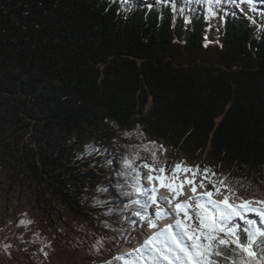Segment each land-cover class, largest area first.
Instances as JSON below:
<instances>
[{"label":"trees","instance_id":"16d2710c","mask_svg":"<svg viewBox=\"0 0 264 264\" xmlns=\"http://www.w3.org/2000/svg\"><path fill=\"white\" fill-rule=\"evenodd\" d=\"M259 2L247 17L237 0H0L4 181L46 213L54 200L84 215L96 193L131 207L127 178L102 180L105 158L118 172L147 163L150 141L226 177L233 197L264 200Z\"/></svg>","mask_w":264,"mask_h":264},{"label":"rangeland","instance_id":"374dc122","mask_svg":"<svg viewBox=\"0 0 264 264\" xmlns=\"http://www.w3.org/2000/svg\"><path fill=\"white\" fill-rule=\"evenodd\" d=\"M146 146L151 160L146 163L137 157L126 158L121 172L112 169V161L106 157L107 178L102 180L111 183L113 178H127L131 192L137 194L139 175L146 164L156 169L164 167V175H170L177 164L181 168L199 166L180 160L175 151L165 153V146L161 143L149 141ZM126 160L128 164H125ZM199 169L202 174L203 168L199 166ZM178 174L188 173L180 171ZM3 175L0 171V264H124L123 260L115 258L128 238V231L140 221L135 215L141 210L140 205L133 203L132 208L128 205L118 208L108 204L112 200L111 195L96 193L84 195L87 198L82 201L86 204L84 215H75L54 200L49 213H46V206L36 204L27 187L20 189L8 184ZM199 179L198 174L196 181ZM205 183L212 190V185ZM136 207L137 210L132 211ZM119 214L122 218L114 217ZM140 263L143 264L142 261Z\"/></svg>","mask_w":264,"mask_h":264},{"label":"snow or ice","instance_id":"6c2138e0","mask_svg":"<svg viewBox=\"0 0 264 264\" xmlns=\"http://www.w3.org/2000/svg\"><path fill=\"white\" fill-rule=\"evenodd\" d=\"M247 2L251 3V0ZM128 163L126 160L125 164ZM144 167L149 169L147 179L153 182L150 194L148 189L144 192L148 194V201L156 206L155 218L147 215V203L141 204L139 200L133 203L140 205L145 213L136 211L135 215L154 231L133 249L137 254L135 257L125 259L118 256L116 260H123L124 264H139L140 261L143 264H264V254L258 257L253 250L257 247L264 252V228L246 216L247 213H258L264 220V207H253L249 200H242L239 204L230 202L235 196L234 189L226 182V177L212 179L217 174L210 168L203 169L201 174L199 166L181 168L177 164L171 175H164V167L156 169L147 164ZM180 171L192 175L181 179ZM198 174L199 183L196 182ZM156 181H159L158 185ZM206 181L212 185V190H207ZM186 186L190 194L185 190ZM198 188L204 190L198 191ZM161 189H166L167 194ZM136 191L140 192L141 188L137 187ZM217 196H222V199H217ZM257 203L264 205V200ZM168 217L172 219L160 227L158 221ZM237 218L247 225L243 228L246 242L241 241V225L236 223ZM237 249L239 261L226 255V250L236 254Z\"/></svg>","mask_w":264,"mask_h":264},{"label":"bare ground","instance_id":"6f19581e","mask_svg":"<svg viewBox=\"0 0 264 264\" xmlns=\"http://www.w3.org/2000/svg\"><path fill=\"white\" fill-rule=\"evenodd\" d=\"M256 1V0H254ZM260 3V2H259ZM237 7L239 9V12L245 14L247 16V14H249V11L251 10V8L253 7L252 3H248L247 0H240L238 3H237ZM259 10V9H258ZM213 11V10H212ZM249 17V16H247ZM149 174V169L148 168H145V169H142V171L140 172V185H144L146 189L149 190V194H150V189L152 187V183L153 182H150L148 179H147V175ZM153 175H156L157 173H152ZM171 175V174H170ZM181 179H183V177L185 175H187L189 178L191 177L190 173L188 174H185V175H180ZM197 183H199V181H196ZM157 185L159 183V181H156L155 182ZM186 191H189V194H190V190L187 188H185ZM204 189H199L198 188V191H203ZM207 190H210V188L207 187ZM162 192H164L165 194H167V191L166 189H161ZM141 192V191H140ZM140 192H137V194H139ZM147 197V200L146 202L144 203H141V204H145L147 203L149 205L148 209H147V215L149 216H152L153 218H155L154 214H155V210H156V206L155 205H152L150 203V201H148V195H146ZM185 197H182L181 199H183ZM217 199H222V196H217L216 197ZM242 200H233L231 199L230 202L232 203H236V204H239ZM252 202V206H257V207H263V205H260L257 203V201H251ZM158 203H162V202H159ZM140 211L141 214H145L144 213V210L141 209ZM139 218V217H137ZM172 218L171 217H168L167 219H162L160 221H158L160 227H163L165 223L169 222ZM175 231H179V229H175ZM154 231L153 229H150L146 226L145 222L144 221H139V222H136L133 224V226L131 227L130 229V232L128 231L127 235H128V238H126L123 243H122V249H121V252L117 255V256H122L124 258H130L132 256L133 253H135L133 251V249L135 248H138L141 243L147 239V236L151 234V232ZM123 264V263H122Z\"/></svg>","mask_w":264,"mask_h":264}]
</instances>
